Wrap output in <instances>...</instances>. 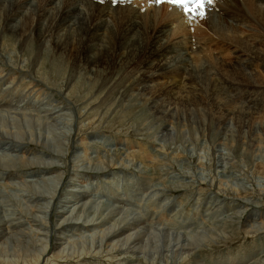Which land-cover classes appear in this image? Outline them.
Segmentation results:
<instances>
[{"label": "rangeland", "instance_id": "374dc122", "mask_svg": "<svg viewBox=\"0 0 264 264\" xmlns=\"http://www.w3.org/2000/svg\"><path fill=\"white\" fill-rule=\"evenodd\" d=\"M14 1L0 0V98L8 97L7 94H10L9 91H11V95L15 96L19 103H23L24 100L40 94L43 98L45 96L53 98L51 99L53 101H51L52 108L59 109L63 104L67 108L65 109L67 113L62 115L64 119L62 118L61 121L64 127L60 130L58 138L52 143L58 145L55 148L58 153H54L44 146L48 134L46 127H43L50 124L53 119L47 118L45 114L37 113L33 104L31 107L27 106L29 110H16L0 105L1 111L5 109L8 113L5 110L0 111V116L2 114L0 118L1 132H8V136L11 135V138L15 136L16 138L14 137L15 139L12 138V140L20 139V142L18 140L16 143L23 146H21V151L24 153L20 151L21 154L14 158V168H26L29 169V173L33 174H43L49 171L46 174L59 175L58 178L54 177L55 179L51 183L55 190L51 196H54L44 194L45 200L47 198L52 202L48 205L49 208L42 207V209L39 207L40 202L30 201L25 195L24 190L33 191V186H35L32 185L33 182L25 184L20 178L16 181L19 183L21 181L20 184L23 186L13 183H10L12 185L10 186L8 182H4L5 184L2 182L1 185L0 182V190L4 189V207H2L4 210L2 211L0 208V214L5 211L13 214V217L19 215L23 221L22 227L28 229L29 234H34L39 225V228L47 225L39 229L42 238L32 240L31 243L35 245L34 250L32 249L34 245H27L29 246L27 248L22 245L23 242L16 240L14 242L10 240V242L4 243L5 245L1 244L0 264H217V260H219L218 264H232L233 262L235 264L240 261L247 262L244 264H264V69L258 61H253L250 67L238 66L240 57H236L237 52L232 41L229 40V43L225 40L218 42L213 33L211 35L213 34L212 40L214 41L208 39L210 32L206 29L208 25L204 19L207 16L212 21L216 19L215 15H211L210 8L206 10V18L197 16L195 19H191L189 15L187 16V27L189 28L187 34L182 32L176 35L172 34L175 32V21L171 22L169 26L172 28V31L169 30L170 41H183L186 38L195 41L201 37L203 39L200 38L201 42L204 41V38L208 42L203 44V49L192 59L193 70L196 73L194 82L188 83L185 80V73L180 79L177 77L175 80L169 81L168 78H160L154 82L156 87L159 85V92L162 93L159 102L166 106L161 111L169 112L170 108L172 109L169 116L162 117L155 110L159 107L158 101L151 105V102L158 96L154 97L152 93L140 94L136 88V81L131 77V71H136L135 64L137 65L139 62V54L135 56L134 66L125 68L120 65H118L119 67L109 66V70L106 67L91 71L84 62H78L77 54L80 52L83 55L84 49L79 50L78 45L75 44V36L72 35L70 41L64 38L63 31L56 32L53 37L41 36V31L49 24L45 19L36 20V11L43 0H29L30 6H24L21 9L20 17L9 19ZM59 1L64 4V0H53L51 11L56 10L60 5ZM80 1H83V8L87 10L92 6L89 0H71L72 3ZM155 1L153 0V2ZM237 1L231 0L230 3H236L239 7L238 12L242 13L245 20L239 21L230 18L232 14L228 11L230 14L227 15V21L224 20L222 24L218 25L221 29H227L226 34H234L233 39L235 36L243 38L247 48L254 46L259 51L264 50V17H259L256 13L258 18L254 23L252 19L246 18V16H250L247 5L241 0ZM137 2L134 4V8L152 13V4L150 6L143 4L142 0ZM155 7L150 22L165 23L164 15L167 9L164 3L157 4L155 2ZM258 7L260 11L264 10V2H259ZM248 20L252 22L249 23ZM201 23L205 26H202ZM231 23L236 25L235 29L230 28ZM195 31H200L201 34L204 31L202 34L204 36L200 33L198 35ZM231 78H235L237 81L233 88L241 91L237 97L243 95L246 98L247 95L243 90L249 85L258 91L256 96L252 95L251 97L254 105L241 98H236L230 93L227 96V94L217 91L223 84H229ZM7 84L10 89L12 88L11 90L6 88ZM170 85H175V87L166 93ZM21 97L22 99H20ZM46 101L43 102L46 103ZM155 106L157 107L155 108ZM159 109L157 110L159 111ZM10 111H20V114L17 112L19 115H16ZM15 115L19 118L18 123ZM23 115L24 117H22ZM56 115L57 113H54L53 116ZM41 116L43 117L41 118ZM11 118H14L16 122ZM26 119L28 121L40 119L41 123L44 121L47 123H43L42 127L40 124L39 130L35 125L30 126L32 129H26L27 126L22 125ZM15 123H17V128H20L21 125L23 129L16 130ZM14 140L13 143H15ZM75 143L79 146L77 147ZM94 149L97 150L96 153L91 152ZM74 151H82L81 156L76 158L78 163L76 166L72 156ZM85 153L88 156L87 160L82 157L86 155ZM48 154L50 159L55 162L52 165L46 162ZM22 155L23 157H21ZM8 156L9 154L3 158L7 161ZM0 157L2 156L0 155ZM38 161H44L46 165H39ZM27 164H29L28 167ZM89 164L93 166L88 171H93L94 165L95 167L99 165V168H104L110 175L114 174L110 176L114 188L118 184L123 186V183L124 187L132 188L133 184L131 183L135 181L143 183V186L147 183L150 188H154L156 196L160 197L159 203L156 202L158 205L156 206L154 193L143 190L138 194L140 198L135 207L132 206V212L140 217H147L148 225L146 226L149 229H153L157 224V227L160 228L159 220L163 222L166 220L165 224L162 222L166 228L169 224L174 227L170 228L173 230V236H176L175 232L181 229L184 233L181 232L177 238L189 237V242L193 244L190 243L192 247L189 248L192 252L181 248L183 242L177 243V246L172 244L173 247H168L169 251L165 247L159 251L158 248L156 251L151 248L141 252L128 246L111 247L110 241L104 239L102 241L103 233L95 234L92 239L86 235L81 236L85 238L77 235L72 237V241L69 240L63 245V247L70 245L72 248L70 246L63 248V252H60L59 248L55 249L53 244L57 223V216L54 213L55 203L63 194L70 177L77 172L78 165L88 166ZM2 170L4 169L0 166V172ZM88 171L83 172L84 176H88L89 181L93 180L95 185L100 183L96 178H90L91 174ZM144 171L145 173H143ZM102 174L98 173L96 177ZM119 174L121 175L118 176ZM22 187L26 188L22 189ZM16 188L23 191H17V193L19 192L17 194L15 191L18 189ZM5 189H7L6 193ZM11 189L15 191L13 192ZM161 191L164 196L162 193L160 194ZM7 194L9 195L7 196ZM151 197H153L152 200ZM141 198L145 199V205L144 202L141 203L143 201ZM172 199L174 205L176 200L179 203L171 212L169 209L171 202L165 201H172ZM6 204L8 208L5 207ZM105 205V201H97L96 217L99 216V212ZM161 205L163 206L161 207ZM207 205L208 207L211 205L210 208ZM216 206L220 210L211 211ZM178 207L179 209H177ZM26 210L35 212L37 217L42 216V219L31 217ZM159 210H163V212H157ZM175 212L181 216H177L178 214ZM187 212H189V217H192L189 221L191 226L190 224L185 225L187 222L183 225L182 222H180L181 224L176 222L178 219L176 217H188ZM162 213L169 215L164 219L162 217L157 219L154 215L163 216ZM183 213H185L184 216H182ZM149 215H152V218ZM175 222L180 225L176 226ZM159 231L161 232V229ZM191 232H194L193 236ZM34 236L36 235L32 237ZM192 238H196V240ZM92 241L93 243L97 241L95 245L101 244L99 250H87L88 247H91ZM40 247L42 248L40 249ZM55 251L56 253H54ZM70 251L74 254L72 252V254H67ZM229 259L233 262H230Z\"/></svg>", "mask_w": 264, "mask_h": 264}, {"label": "bare ground", "instance_id": "6f19581e", "mask_svg": "<svg viewBox=\"0 0 264 264\" xmlns=\"http://www.w3.org/2000/svg\"><path fill=\"white\" fill-rule=\"evenodd\" d=\"M115 1H116V3H114ZM137 1L138 0H89V2L92 4V6L90 7L89 10H87V9L83 8L84 7L83 1L72 3L71 0H64V4L59 1L60 5L56 8L55 11H51L50 8H51V3L53 2V0H43L39 4V7L36 11V20L40 21L42 19H45V20H48V22H49L48 26L41 31V36H43V37H53L54 34L58 31H63L65 34L64 38L68 41H70V37H72V35L75 36V42H76L75 44L78 45L79 50L84 49L83 55H81L80 52L77 54L78 59H79L78 62H80V61L84 62V64L87 65L88 69H90L91 71L99 70L102 68L104 69L106 67L108 68L109 66L116 67L118 65L124 66V68L125 67H131L136 60L135 56H137L139 54V56H140L139 62L137 65L135 64L136 71H134V72L131 71V74H132L131 77L136 81L137 91L140 92V94H142V95H145V93H152V94H154V97L158 96L153 102H151V105H154L158 101L159 107H157L158 106L157 105V106H155V108L156 107H157V109L160 108L159 111L155 108H153V109H155L156 112H159V114L162 115V117H166V116H169L171 114L172 109L170 108L169 112L161 111V110L165 109L164 107H166V106H164L163 103L161 104L159 102V97L162 96V93L159 92V85L156 87L154 82H156V80H158L160 78H168L169 81L175 80L177 77H178V79H180L184 73L186 75L185 80H187L188 83L194 82V80L196 79V73H195V70H193L192 59H193V57H195L199 54L200 50L203 49V44H206L208 41L206 42L207 39L204 38V41L201 42V40H203L201 37H200L201 40H200V38H198L195 41H192L193 40L192 38H191L192 40L186 38L183 41H179V40L174 41V42L170 41L169 40V35H170L169 30L172 31V28H170L169 26H170L171 22H174V21L176 22L175 32L172 33L173 35H176L179 32H182L183 34H187L189 31V28L187 27V20H188L187 16H188V14H186L182 11V6H172V5L164 4L165 8L167 9L166 14L164 15V17L166 18V21H165V23L159 22V23L155 24V23H151L150 21H151L152 15L155 12V8H156L155 2L156 1L153 2V0H142L143 4L145 3L149 6L152 4V7H153L152 13H149L147 11H139V9L134 8V4L138 3ZM230 1L231 0H215V2L213 4H209L206 6V10H208L210 8L209 10H211V15L216 16L215 21H212L211 19H209L208 16H207V18L205 16L206 19H204V20H206L205 23L208 25V28L206 27V29L208 32H210L208 39H210L211 41H214V40H212L213 34H214L215 37L217 38L218 42L225 40L227 43H229L228 42L229 40L232 41L234 43L233 45L235 47V51L237 52L236 57H238V56L240 57L239 62L237 63L238 66L250 67L252 65L253 61H258L259 64L262 65L263 69H264V50L259 51L254 46H250L247 48L246 45H244V43H246V42L243 38H240V36H235V38L233 39L234 34H226L227 29H224V28L221 29L220 26L218 25V24H222L224 20L227 21V15L230 14V13L228 14V11L231 12V14H232V16H230V18L235 19V20H239V21L245 20L242 13L238 12L239 7H237L236 3L235 2L230 3ZM235 1H237V0H235ZM241 1L247 5V7L250 11V16H246V18L248 17V18L252 19L254 21V23H256L255 20H256V18H258L256 16V13L258 14L259 17H264V10L260 11L259 7H258V3L264 2V0H241ZM30 4L31 3L29 0H15L14 3L12 4V7H11V14L9 17L8 16L7 17L9 19H16V18L20 17L22 15V13L20 12L21 9L24 6H28V5L30 6ZM240 11H242V10H240ZM200 21H202V20H200ZM250 22H252V21H249V23ZM198 24H200L199 21H198ZM201 25H202V23H201ZM202 26H205V25H202ZM235 26L236 25L233 23L230 24L231 29H235ZM198 27H199V25H198ZM194 28H196V27H194ZM218 28H220L221 30ZM226 28H227V26H226ZM253 29H254V27L252 28V30ZM196 31H198V30L196 29ZM233 31H231V32L233 33ZM196 33L198 34V33H200V31L196 32ZM211 33H213V34L211 35ZM202 34H204V31ZM202 36H204V35H202ZM144 41H146V42H144ZM65 44H67V42H65ZM224 44H226V43H224ZM108 70H109V68H108ZM233 71H234V69H233ZM107 77H108V75H107ZM230 77H232V76H230ZM110 78H111V76H110ZM3 79L5 80V77ZM238 81H240V80H238ZM235 83H237L236 79L231 78L229 80V84H226V83L223 84L221 87H219L217 89V91L224 93V94H227V96L230 93L234 97L239 98V99L241 98L242 100H246L251 105H254L251 101L253 98L251 99V97H252V95L256 96L258 91L249 85V86H246V88L243 90V92L247 95L246 98L243 95L237 97L241 93V91L237 90V88L236 89L233 88ZM3 86H5V85H3ZM6 86H7L6 88L10 89V87H8L9 86L8 84ZM174 87H175V85H170L168 87L166 93L172 91ZM15 88H17V87H15ZM3 89H1V90H3ZM238 89H240V88H238ZM9 92H10V94H7L8 97L0 98V105H4L6 108L12 107L13 109H16V110H18V109L19 110L20 109H24V110L26 109L27 110L28 109L27 106L30 105V107H31V105L33 104V107H35L34 110H36L37 113L45 114V116L47 118L53 119V121L51 120L52 122L50 124H48L47 126H43L42 124L47 123V122L44 121L43 123H41L42 121L40 119L34 120L35 122L32 121V119H31V121H28L27 119H29V117L25 115V117H27V119H26V121H23V120H25V118H23L22 125H25V127L27 126L26 129L31 128L30 127L31 125L37 126V129H38L39 128L38 126L40 124H41L40 127H42V126L46 127V133L48 135L45 134V135H47V138L45 137L46 138V141H45L46 145H44V146H46L52 152L58 153V151L55 149L58 145H55L52 143L58 138V136L60 135V130L64 127L61 119L62 118L64 119V117H62V115H64V113L66 112L65 109H67V108L63 104L61 107L59 106L60 107L59 109L51 108L53 106L51 103V101H52L51 99H53V98L50 99V98H47L46 96L43 98V97H41L40 94H39V96L35 95L34 97H31V98L24 100L23 103H19V101L17 99H15V96L11 95V91H9ZM22 92H23V90H22ZM16 94L17 93H15L14 95H16ZM42 95H43V93H42ZM164 95H166V94H164ZM20 99H22V97ZM45 100H47L46 103L43 102ZM167 104H169V103H167ZM55 106H56V104H55ZM57 108H58V106H57ZM4 110L1 111V109H0L1 112H3ZM10 112L11 113L14 112L17 115L20 111L19 112L17 111L18 113L15 111H10ZM54 112L57 113L56 116H53ZM6 113H7V111H6ZM6 113H4V114H6ZM11 113H9V115ZM30 114H28V115H30ZM1 116H2V114H1ZM1 116H0V118H1ZM11 116L13 117L12 114H11ZM22 117H24V115ZM42 117L43 116H41V118ZM32 118H34V117H32ZM11 120H14V122H16L17 120H19V118L17 117L16 121L14 118L13 119L11 118ZM46 120H49V119H46ZM32 122H33V124H30ZM17 123H18V121H17ZM17 123H15V125H14L16 130L19 128V127L18 128L16 127ZM44 125H46V124H44ZM20 128H22L21 125H20ZM34 128H36V127H34ZM42 130H43V128H42ZM1 131L2 130H0V155L2 157H0V166L4 169L0 172L1 173L0 174L1 185H2V182L3 183L8 182L9 184L13 183L15 185L20 184L21 181H23L25 184H26V182H31V183L33 182L32 185H35V186H33V191L28 192V191L24 190V192H26L25 195L27 196V199L30 201H33V202H40L41 205H39V207H41V209H42V207H45V208L48 207V205H50V203L52 201L47 200V198L45 200L44 194L47 196H51V194L53 193V190H54V185H51V183L54 181L56 176L58 178L59 175L46 174L49 171L44 172V173L42 172L43 174H33V173H29L30 172V171H28L29 169H26L23 167H22L23 169H15L14 168L15 167L14 158L16 156H19L18 154H21L19 152L21 151V148L23 146L21 144L20 145L17 144L18 140L20 142V139H18V140L16 139L17 140L16 141V140H14L16 137L13 136L12 138L15 137L13 139L15 141V143H13L11 135L9 137L8 132L5 133L4 131L3 132H1ZM76 146L78 147L79 145L76 144ZM25 148H27V147H25ZM90 149H93V148H90ZM125 150H126V148H125ZM21 152H23V151H21ZM81 152L80 151H76V152L74 151V153L72 154L75 162H76V158L78 159L81 156V154H82ZM91 152L96 153L97 150L94 149ZM7 154H9V156H8L7 161H6V159H4L3 157L6 156ZM34 154H33V156L36 155V154L35 155ZM49 154L47 156L48 158L47 159L45 158V159H46L47 164L52 165L55 162L52 159H50ZM59 154H61V153H59ZM87 154L82 156L83 159H85V160L88 159ZM25 156H24V158H25ZM21 157H23V155ZM27 157H29V156H27ZM17 159H16V161L19 164V161H18L19 159L18 160ZM22 159H21V162H22ZM35 159H36V157H35ZM32 160H34V159H32ZM89 161H90V159H89ZM29 162L31 163V161H29ZM38 162H40V161H38ZM41 162L44 163V161H41ZM119 162H120V160H119ZM40 163H39V165H46L45 163L44 164H40ZM22 164H23V162H22ZM35 164L36 163H34V165ZM76 164H78V163L76 162L75 166H76ZM17 165H16V167H17ZM28 165L29 164H27V167H28ZM31 165L33 166V163ZM91 166H93V165H90V164L88 166L78 165L77 172L73 173V175L70 177V179L66 183V186L63 190L64 191L63 194L62 195L59 194L60 196L57 199V202L55 203L54 213L57 216V218H56L57 223L55 225L56 230L54 233L55 239L53 242V244L55 245V249L58 250V248H59L60 252H63V248L70 246V245H68V246L66 245L63 247V245H65L69 240L72 241V237L74 238L77 235H79L80 237L86 235V237H90L92 239L95 234L100 233V235H101V233H103L104 235L102 234L103 237H101L102 241H103V239L110 241L109 245H111V247L121 246V248H123V247L128 246V247H130L134 250H138L140 252L147 250V249L149 250L151 248L154 251H156L158 248V251H159L162 247H165L168 250L169 249L168 247H170V246L173 247L172 244L176 245L179 242H183L182 243L183 247H181V248H183L187 251H190L189 248L192 247L191 246L192 243L189 242V237L185 238V239L184 238L180 239V237L177 238V236L181 235V232H182L181 229H180V231L178 230L177 232H175L176 236H173V233H172L173 230L172 229L170 230V228H174V227L169 226V225H171V224H169L167 227L168 228V230H167L166 225H164L166 223L165 222L166 220H164L165 223L162 220H159V225L161 224L160 228L157 227V225H158L157 224L156 227H153V229H149L146 226V225H148V223H147L148 219H146L147 217L145 216L146 218H143V217H140L138 215H135V213L132 212V210H133L132 206L135 207V205L137 204V202L140 198L139 197L140 195H138V194L143 190L144 191L146 190L147 192H153L154 196H155V199H154L155 203L156 202L159 203L160 197L156 196L157 194L154 192V188H150L147 185V183L145 186H143L142 185L143 183H141L139 181H137V182L135 181L134 183L133 182L131 183V181H130L131 184H133V185L135 184L134 186L131 185L132 188L124 187V185H125L124 183H123V186H120L118 184V186L116 188H114L112 185V180L110 178V176H112L114 174L110 175L109 173H107V170H105L104 168H99L100 167L99 165H97V167H95V165H94V168H92L93 171H88L91 168ZM127 166H129V165H127ZM35 171H36V169H35ZM74 171H76V170L74 169ZM84 171H88L91 174L90 178H92V177L96 178L97 180L100 181V183L95 185L93 180L89 181L88 176H86V177L84 176V174H83ZM138 171H139V169H138ZM98 173H103V174L101 176L99 175V177H96ZM104 173H107V174H104ZM143 173H145V171ZM129 174H130V172H129ZM120 175L121 174H119L118 176H120ZM123 176L125 177V175H123ZM18 178H20V180L22 179L20 181V183L18 181H16V179H18ZM121 178H123V177L121 176ZM131 179H129V180H131ZM132 180H134V179H132ZM142 181H144L143 178H142ZM147 181L149 183V180H147ZM118 182L120 183V181H118ZM8 183H6V185H8ZM121 183H122V181H121ZM130 183L128 182V184H130ZM20 185H22V184H20ZM10 186H12V185L10 184ZM26 187H22V189L26 188ZM16 189H18V188H16ZM6 190L7 189H5V193H6ZM11 190H13V189H11ZM3 191H4V189L0 190V208L4 207V205H3L4 192ZM14 191L15 190H13V192ZM17 191H23V190L18 189L15 192L17 193ZM161 193H162V191L160 192V194ZM8 195L9 194H7V196ZM13 195H15V194H13ZM162 195H163V193H162ZM16 196H14V197H16ZM53 196H51V197H53ZM153 197H151V200L153 199ZM98 200L105 201L106 205L104 206L103 210L101 212H99V216L96 217V215H97L96 206H97ZM142 200L143 199L141 198V201ZM144 200L142 202L141 201L140 202L141 203L144 202V205H145ZM154 200H153V203H154ZM5 202H7V201H5ZM165 202H168V203L171 202V204L169 206V209L171 212L179 203V202L177 203V200H176V202H175L176 204L174 205L173 199H172V201L168 200ZM165 202H162V203H165ZM148 203H150V202H148ZM8 204H10V202H8ZM157 205L158 204L156 203V206ZM163 205H161V207ZM149 206H150V204H149ZM210 206L208 207V205H207L208 208H210ZM5 207H7V204ZM36 209H37V207H36ZM159 209H160V207H159ZM166 209H168V208H166ZM177 209H179V207ZM218 209H219V207L216 206L215 209H213L211 211L217 212ZM3 210L4 209L2 208V211ZM38 210H40V209H38ZM203 210H206V209H203ZM209 210H208V212H209ZM27 211L28 210H26V212ZM160 211L163 212V210H159L157 212H160ZM190 211H191V209H190ZM8 212H9V209H8ZM176 212H177V210H176ZM189 212L186 213V215L188 214V217L187 216L181 217V218L176 217V218H178L176 220V222H179V223L182 222V225L187 222V224H185V225L188 226L190 224V222H189L190 219H192V217L191 218L189 217L190 216ZM14 213L18 215V213H16V212H14ZM146 213H147V211H146ZM193 213H195V212H193ZM205 213H206V211H205ZM210 213H212V212H210ZM27 214H29L31 217H37L38 216V215H36L35 212H29L28 211ZM176 214H178V213H176ZM184 214L185 213H183L182 216H184ZM12 215L13 214H9L5 211L0 214V245L7 243V242H10V240L11 241L13 240V242H14V240H16L19 242H23L24 244H22V245H24V246H27V245L31 246V245H34L31 243L32 240L35 241V240H39L42 238V236H40V234H39V232H40L39 229H41L42 227H45L47 225H45V226L43 225L41 228H39V226H40L39 225L37 231L34 234H29V230L22 227L23 221H22L21 217H19V215L17 217H13L14 215L13 216ZM154 215L157 219H158V217H160V218L162 217L164 219L169 214L163 215V213H162L163 216H161L160 214L159 215L154 214ZM201 215L203 216V213ZM208 215H209V213H208ZM149 216L152 218V215H149ZM173 216H175V215L173 214ZM177 216H181V215L178 214ZM172 217H171V219H174ZM37 218L42 219V216L37 217ZM197 219H199V218L197 217ZM200 220H201V218H200ZM154 221H155V219H154ZM155 222H157V221H155ZM162 222L164 224H162ZM169 222H170V220H169ZM169 222H167V223H169ZM176 222H175V224H176ZM43 223H45V222H43ZM193 223H194V221H193ZM179 225L176 224V226H179ZM190 226H191V224H190ZM48 227H50V226L48 225ZM159 229H161V232L159 231ZM177 229H179V228H177ZM165 230L167 233L164 232ZM186 231H187V229H186ZM196 231H194V232H196ZM45 232H46V230H45ZM159 232H160V234H159ZM188 232H190V231H188ZM194 232H191L192 236H193ZM182 233H184V232H182ZM44 234H46V233H44ZM33 235H36V236L32 237ZM185 236H187V235H185ZM43 237H44V235H43ZM172 237H176V238H172ZM81 238H85V237H81ZM94 239H95V237H94ZM194 239L196 240V238H194ZM95 243H93V241H92L91 247L90 248L88 247L87 250H94V249L99 250V248L101 247V244L97 243L95 245ZM194 243H195V241H194ZM194 245L196 246L197 242ZM29 246H27V248ZM72 246H74V245H72ZM180 246H182V245H180ZM32 247H30V249ZM34 248H35V245L32 249L34 250ZM41 248L42 247H40V249ZM91 248H93V249H91ZM193 249H194V247H193ZM67 250H69V249H67ZM71 252L72 251H70L67 254H70ZM190 252H192V251H190ZM54 253H56V251ZM68 256H71V255H68ZM223 259H225V258H223ZM237 260H238V258H237ZM217 261L219 262V260H217ZM221 261H223V260L221 259ZM229 261H230V259H229ZM248 261H249V258H248ZM218 262H217V264H218ZM230 262H233V261H230ZM244 262L242 263L240 261V262H237L235 264H244ZM245 263H247V262H245Z\"/></svg>", "mask_w": 264, "mask_h": 264}, {"label": "snow or ice", "instance_id": "6c2138e0", "mask_svg": "<svg viewBox=\"0 0 264 264\" xmlns=\"http://www.w3.org/2000/svg\"><path fill=\"white\" fill-rule=\"evenodd\" d=\"M156 2L163 3L164 0H156ZM169 2L175 3V0H169ZM214 2L215 0H183L182 6L191 19H195L197 16L204 18L206 16V6ZM184 5L187 7H184Z\"/></svg>", "mask_w": 264, "mask_h": 264}]
</instances>
